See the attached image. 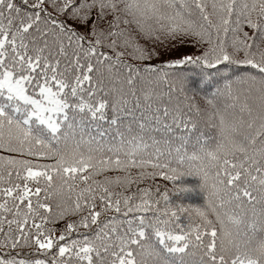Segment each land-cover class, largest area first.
Here are the masks:
<instances>
[{
  "label": "snow or ice",
  "instance_id": "6c2138e0",
  "mask_svg": "<svg viewBox=\"0 0 264 264\" xmlns=\"http://www.w3.org/2000/svg\"><path fill=\"white\" fill-rule=\"evenodd\" d=\"M0 264H264V0H0Z\"/></svg>",
  "mask_w": 264,
  "mask_h": 264
},
{
  "label": "trees",
  "instance_id": "16d2710c",
  "mask_svg": "<svg viewBox=\"0 0 264 264\" xmlns=\"http://www.w3.org/2000/svg\"><path fill=\"white\" fill-rule=\"evenodd\" d=\"M245 30H246V31H249V32L251 31L250 29H245ZM186 51L194 52V51H197V49H194V48H187ZM200 103L203 104V101L200 100ZM109 116H111V112H109ZM104 127H107V125H104ZM155 183L158 184V185L161 187L162 190H163V188H165V187H168V188H171V187H172V185H171L169 182H167V181H165V180H163V179H161V178H158V179L155 181ZM195 202H200V201L197 200V201H195ZM257 209L259 210V205H257ZM58 227H63V225H62V224H59Z\"/></svg>",
  "mask_w": 264,
  "mask_h": 264
}]
</instances>
